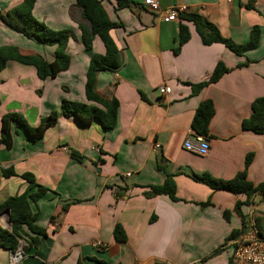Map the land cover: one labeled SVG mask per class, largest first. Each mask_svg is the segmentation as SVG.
<instances>
[{
	"label": "crops",
	"instance_id": "obj_1",
	"mask_svg": "<svg viewBox=\"0 0 264 264\" xmlns=\"http://www.w3.org/2000/svg\"><path fill=\"white\" fill-rule=\"evenodd\" d=\"M99 1L110 21L121 25L109 32L120 66L100 71L95 81L99 96L117 101L115 127L105 131L96 120L81 125L59 116L36 141L12 127L10 148L0 145V203L45 189L30 204L34 224L45 235L38 236L35 247L19 243L18 264H232V243L250 219L264 238V199L213 190L199 177L230 181L244 172L253 186L264 183V133L241 127L253 101L264 97V0H157L159 13L146 10L144 0H131L124 9L117 8L116 0ZM21 2L0 0V47L14 46L23 56L52 62L55 43L27 39L1 19ZM74 5L75 0H35V20L54 31H71L65 50L69 67L40 80L32 66L8 61L0 71V123L4 115L18 113L37 127L63 99L95 105L85 97L86 72L92 55L103 54L104 47L96 38L92 50H85L70 16ZM177 6L214 24L242 52L236 55L221 43L204 45L190 21H166L163 12ZM180 25L189 38L175 52ZM253 30L258 39L249 46ZM218 62L228 72L195 92L192 85L208 82ZM160 86H168L170 93L160 95ZM206 101L214 109L207 134L201 136L209 150L198 157L182 144L199 136L191 123ZM70 150L82 159L71 158ZM10 168L15 176L4 177L3 170ZM22 174H30L35 186ZM167 177L176 201L146 195ZM7 219L1 212L0 228L6 230ZM115 225L124 241L115 240ZM96 242L103 248H95ZM12 253L0 248V264H9Z\"/></svg>",
	"mask_w": 264,
	"mask_h": 264
},
{
	"label": "trees",
	"instance_id": "obj_2",
	"mask_svg": "<svg viewBox=\"0 0 264 264\" xmlns=\"http://www.w3.org/2000/svg\"><path fill=\"white\" fill-rule=\"evenodd\" d=\"M34 2L35 0H22L20 5L9 10L1 19L9 29L21 34L27 39L34 40L37 43H55L54 60L47 62L38 55L23 56L19 54L16 47L3 46L0 47V71L5 68L8 61H15L22 65L32 66L38 78L45 80L55 77L57 73L69 67V57L65 50L69 39L72 37V33L70 30H51L42 22L35 20L31 15ZM131 3H133L131 0H116L118 9L128 8ZM77 12L78 19L75 16ZM70 16L73 21L77 22L81 33V42L85 50H92L93 42L96 38L101 41L104 47L103 54L92 55L86 72L85 97L88 102L95 105L63 99L60 102L58 110L52 111L47 117L41 119L39 125L34 128L27 124L22 115L18 113L6 114L1 118L0 123V145L10 148L12 143V127L15 128V133L17 130H20L30 140H39L43 136L45 127L59 116L75 118L81 125H89L92 121L96 120L105 131L112 130L115 127L117 101L114 98L107 100L99 96L95 92V81L100 71L116 69L120 66V52L109 32L121 25L110 21L99 0H75V5L70 9ZM179 19L193 23L204 45L221 43L236 55H239L244 49L242 46L235 45L229 39L223 38L214 24L199 15L181 14L179 15ZM178 33V46L174 50L175 52H178L179 46L189 38V33L185 26L180 25ZM257 39L258 31L253 30L249 46H254ZM227 72L228 69L224 64L218 62L208 82L192 85V88L197 92L207 84L216 82ZM213 114L214 109L210 101L201 103L196 109L191 123L192 132L199 136H206L208 124ZM241 127L245 131H251L257 134L264 133V97L253 101L251 115L248 119L242 121ZM69 155L77 161L82 159L73 150H70ZM3 176L8 178L15 176V174L10 168L3 170ZM20 178L26 180L29 186H35L33 177L30 174H22ZM199 180L213 190H225L233 194L243 193L247 197L252 194H258L261 196V199H264V183L253 186L246 181L244 172L239 173L230 181L216 180L208 175H202L199 177ZM150 189V193L146 194L147 196L167 195L171 200L176 201L175 186L170 177H167L162 185L152 186ZM44 192V188L38 187L34 193L28 194L25 192L17 196L8 197L0 203V213L8 211L10 223V231L0 228V248L15 252L20 242H24L28 247H35L38 244V236L43 237L45 232L34 224L36 213L31 211L30 204L35 205L36 201ZM206 204L208 202L202 205ZM68 205L66 204L64 208L66 209ZM236 209H238V204ZM224 217H228V212L224 213ZM113 236L117 241L125 240L124 233L119 225H115ZM23 250L25 251L27 249L24 248Z\"/></svg>",
	"mask_w": 264,
	"mask_h": 264
},
{
	"label": "built area",
	"instance_id": "obj_3",
	"mask_svg": "<svg viewBox=\"0 0 264 264\" xmlns=\"http://www.w3.org/2000/svg\"><path fill=\"white\" fill-rule=\"evenodd\" d=\"M232 1L227 0L229 3ZM143 6L149 12H160L157 0H144ZM186 11L187 9L183 6L171 7L163 12L164 19L168 22H177L179 15L184 14ZM158 92L160 95H167L170 93V88L160 86ZM182 147L186 152L198 157H205L209 150L208 142L201 136L187 137ZM154 148L157 150L159 145H155ZM232 245V264H264V238L254 219H250L245 232L233 241ZM95 248L100 250L103 248V244L96 242ZM21 258L22 252H14L10 254L9 264H18Z\"/></svg>",
	"mask_w": 264,
	"mask_h": 264
},
{
	"label": "water",
	"instance_id": "obj_4",
	"mask_svg": "<svg viewBox=\"0 0 264 264\" xmlns=\"http://www.w3.org/2000/svg\"><path fill=\"white\" fill-rule=\"evenodd\" d=\"M5 214L7 215L8 219H7V224H8V227L6 228V230L10 231V223H9V212L8 211H5Z\"/></svg>",
	"mask_w": 264,
	"mask_h": 264
}]
</instances>
